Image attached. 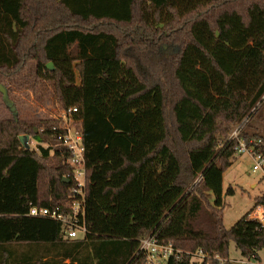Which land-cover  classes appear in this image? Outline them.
<instances>
[{
  "label": "trees",
  "instance_id": "1",
  "mask_svg": "<svg viewBox=\"0 0 264 264\" xmlns=\"http://www.w3.org/2000/svg\"><path fill=\"white\" fill-rule=\"evenodd\" d=\"M4 81L77 108L65 117L83 134L85 186L62 144L67 121L21 117L6 91L15 116L0 89L12 114L0 117V264H147L149 235L182 251L166 264H236L232 242L259 258L253 210L224 225L235 189L223 174L245 120L240 138L264 150V0H0ZM82 194L84 235L30 215L68 214Z\"/></svg>",
  "mask_w": 264,
  "mask_h": 264
},
{
  "label": "rangeland",
  "instance_id": "2",
  "mask_svg": "<svg viewBox=\"0 0 264 264\" xmlns=\"http://www.w3.org/2000/svg\"><path fill=\"white\" fill-rule=\"evenodd\" d=\"M1 86L5 92L8 91L10 99L18 104L19 115L21 117L24 114H29L68 121V118L65 117L67 113L58 106L53 98L39 102L29 88L19 90L17 86L8 81H4ZM9 103L11 102L9 101ZM11 115L10 110L3 103L2 95L0 94V117L8 118ZM30 141L33 147L36 146L35 141ZM253 166V158L248 152L237 154L233 159L232 165L223 174L224 192L229 187L235 189L233 195H225L223 221L227 228H231L240 218L251 212L255 207V199L264 194V171L261 169L254 171ZM258 254L259 258L248 259L242 256L233 242L231 243L230 259H233L236 264H243L242 261L249 262V260L250 264H264V248L259 250Z\"/></svg>",
  "mask_w": 264,
  "mask_h": 264
},
{
  "label": "built area",
  "instance_id": "3",
  "mask_svg": "<svg viewBox=\"0 0 264 264\" xmlns=\"http://www.w3.org/2000/svg\"><path fill=\"white\" fill-rule=\"evenodd\" d=\"M77 108L70 107L68 113L76 112ZM66 112V113H67ZM69 123V125H68ZM246 123V120L237 125L231 132L229 138L231 140L238 139V145L236 146V153L243 154L248 152L254 161L253 170L257 171L259 169L264 171V150L256 151L254 146H249L245 139L240 138L241 131ZM65 135L62 137L63 145L67 146L71 151L70 163L75 167V179L78 182L79 189L85 186V157L84 151L85 147L83 144V134L81 130L70 120L65 123ZM253 141H251L252 143ZM260 143V140L258 141ZM31 145V144H30ZM84 195L80 197H73L66 203V207L69 209L68 214H64L59 207L50 210L49 208H38L32 207L30 209V215L33 216H46L55 220H61L69 225L68 237L76 238L80 235L86 233V226L79 223V215L84 211ZM69 212L71 218L69 216ZM252 219L259 220L264 225V205H259L253 209L250 214ZM141 250L147 255V264H166V260L174 255L179 257L182 253L180 249L174 247L172 243L160 244L157 240L149 235L142 239ZM204 256L203 250L200 249L196 256L197 260H202ZM223 261V259H220ZM243 264H250L249 262L242 261Z\"/></svg>",
  "mask_w": 264,
  "mask_h": 264
},
{
  "label": "water",
  "instance_id": "4",
  "mask_svg": "<svg viewBox=\"0 0 264 264\" xmlns=\"http://www.w3.org/2000/svg\"><path fill=\"white\" fill-rule=\"evenodd\" d=\"M49 69L53 70L54 66L52 62L47 63L46 65ZM1 91L4 93V98L6 99V103L7 105L10 107V109L14 112V115L17 116V112H16V107L12 104L9 103L6 92L4 90V88L2 86H0ZM19 140L21 142V144L25 147V148H29L30 147V136L28 134H22L19 136Z\"/></svg>",
  "mask_w": 264,
  "mask_h": 264
}]
</instances>
